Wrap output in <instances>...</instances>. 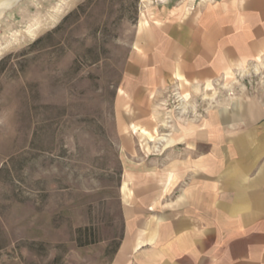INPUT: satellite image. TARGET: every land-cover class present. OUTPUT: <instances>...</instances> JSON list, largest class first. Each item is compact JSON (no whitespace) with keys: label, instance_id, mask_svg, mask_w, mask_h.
<instances>
[{"label":"rangeland","instance_id":"374dc122","mask_svg":"<svg viewBox=\"0 0 264 264\" xmlns=\"http://www.w3.org/2000/svg\"><path fill=\"white\" fill-rule=\"evenodd\" d=\"M220 2L16 0L3 12L0 264H111L124 234L122 198L133 192L124 173L164 171L174 128L225 136L218 147L229 153L209 157L210 199L231 204L237 192L264 188L254 183L264 155L245 157L230 185L233 137L250 134L246 148L264 149V57L213 87L166 76L138 90L127 74L135 53H154L153 36L167 38L170 18Z\"/></svg>","mask_w":264,"mask_h":264},{"label":"crops","instance_id":"0c3cea01","mask_svg":"<svg viewBox=\"0 0 264 264\" xmlns=\"http://www.w3.org/2000/svg\"><path fill=\"white\" fill-rule=\"evenodd\" d=\"M210 8L201 5L183 19L170 18L167 38L161 32L153 36L154 53L134 54L127 74L138 90L166 76L176 85L213 87L234 67L264 57V0H227ZM182 107L180 102L175 109ZM174 129L175 147L167 150L173 159L160 167L164 171L124 173L133 192L122 198L124 234L111 264H264V188L245 197L237 192L231 204L210 199L209 157L229 153L218 147L225 136ZM250 138L247 133L233 137L238 146L231 150L238 158L232 165L233 187L245 166L240 162L264 155L263 148H246ZM210 141L216 148H209ZM254 183L264 185V173Z\"/></svg>","mask_w":264,"mask_h":264},{"label":"bare ground","instance_id":"6f19581e","mask_svg":"<svg viewBox=\"0 0 264 264\" xmlns=\"http://www.w3.org/2000/svg\"><path fill=\"white\" fill-rule=\"evenodd\" d=\"M16 0H0V17L3 12L10 7Z\"/></svg>","mask_w":264,"mask_h":264}]
</instances>
